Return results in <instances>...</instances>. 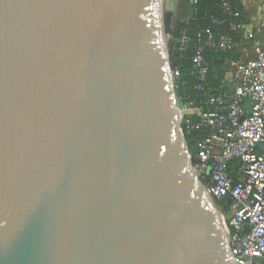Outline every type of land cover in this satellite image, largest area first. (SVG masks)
I'll list each match as a JSON object with an SVG mask.
<instances>
[{"label": "water", "instance_id": "95a60500", "mask_svg": "<svg viewBox=\"0 0 264 264\" xmlns=\"http://www.w3.org/2000/svg\"><path fill=\"white\" fill-rule=\"evenodd\" d=\"M162 2L0 0V264H236Z\"/></svg>", "mask_w": 264, "mask_h": 264}, {"label": "built area", "instance_id": "2783aa9c", "mask_svg": "<svg viewBox=\"0 0 264 264\" xmlns=\"http://www.w3.org/2000/svg\"><path fill=\"white\" fill-rule=\"evenodd\" d=\"M243 2L219 0L224 14L242 19L229 23L240 41L209 29L196 35L191 59L198 79L195 88L202 91L206 82V47L238 51L240 45L248 43L252 54L246 59L225 60L227 71L219 90L204 92L199 101L184 100L180 130L200 134L191 152L192 167L214 199L226 200L228 210L222 218L233 261L264 264V0L253 24L247 20ZM233 3H240L242 8ZM187 41L181 35L178 49ZM178 76L179 71L172 69L175 88ZM259 144L263 147L258 148Z\"/></svg>", "mask_w": 264, "mask_h": 264}, {"label": "trees", "instance_id": "16d2710c", "mask_svg": "<svg viewBox=\"0 0 264 264\" xmlns=\"http://www.w3.org/2000/svg\"><path fill=\"white\" fill-rule=\"evenodd\" d=\"M233 6L242 8L240 3H233ZM168 16H170V14ZM212 19L221 22L214 23ZM238 21H242V19L229 16L222 12L219 7V0H196V3L192 4L191 14L188 20L180 25L177 32L175 31L177 40L171 49L174 55L172 63L173 69L179 71L175 91L183 100L196 98L199 101L204 92L211 93L219 90L227 71L225 60L228 58H239L238 51L236 50L223 52L212 47H206L204 51L208 65L206 82L204 83V89L202 91L197 90L195 86L198 83V79L193 72L191 61L196 43V35L199 32L209 29L213 34L228 33L236 41H240V35L231 31L229 26L230 22L237 23ZM181 35L186 36L188 41L181 49H178V40ZM184 135L188 148L190 152H192L200 134L197 131H184Z\"/></svg>", "mask_w": 264, "mask_h": 264}, {"label": "rangeland", "instance_id": "374dc122", "mask_svg": "<svg viewBox=\"0 0 264 264\" xmlns=\"http://www.w3.org/2000/svg\"><path fill=\"white\" fill-rule=\"evenodd\" d=\"M244 10L246 11L247 17L252 20V18H255L256 10L254 9V1L253 0H246V3ZM191 0H163L162 2V18H163V24H164V32H165V42L169 54V60L171 63V68L173 69V59L174 55L172 54V46L177 40L175 31L179 30L178 28L180 25L184 24L190 14H191ZM170 14V16H168ZM238 54L239 58L246 59L251 56V47L248 43H243L238 48ZM175 89V87H174ZM176 96V103L179 107L181 113L184 106V100L183 98L179 97L175 91ZM263 144H259L258 148H262ZM190 151V150H189ZM215 203L217 205L218 211L221 213V215H225V213L228 210V207L226 206L225 199H215Z\"/></svg>", "mask_w": 264, "mask_h": 264}, {"label": "crops", "instance_id": "0c3cea01", "mask_svg": "<svg viewBox=\"0 0 264 264\" xmlns=\"http://www.w3.org/2000/svg\"><path fill=\"white\" fill-rule=\"evenodd\" d=\"M253 1H254V9L256 10V14H257V15H255V18H252V20H251V19H249V18L247 17V14H246L247 20H248V22L251 23V24L255 23L256 20L258 19V16H259V14H258V8H259V3L261 2V0H253ZM244 3H246V0H244L243 4H244ZM244 7H245V4H244ZM245 10H246V7H245ZM245 13H246V11H245Z\"/></svg>", "mask_w": 264, "mask_h": 264}]
</instances>
